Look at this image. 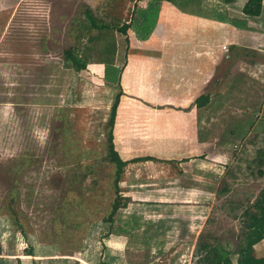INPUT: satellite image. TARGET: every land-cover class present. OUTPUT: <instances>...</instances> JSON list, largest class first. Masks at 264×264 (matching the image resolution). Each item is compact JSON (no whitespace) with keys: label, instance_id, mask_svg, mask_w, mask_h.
Wrapping results in <instances>:
<instances>
[{"label":"rangeland","instance_id":"rangeland-1","mask_svg":"<svg viewBox=\"0 0 264 264\" xmlns=\"http://www.w3.org/2000/svg\"><path fill=\"white\" fill-rule=\"evenodd\" d=\"M231 2L238 31L219 36L226 55L208 85L211 101L186 110H198L197 130L190 127L198 155L125 167L124 199L110 222L117 187L108 121L119 87L101 57L123 63L128 39L109 33L107 52L110 38L99 41L82 23L88 8L105 22H125L133 1L0 0V260L23 264L7 257L32 249L37 259L24 264H200L202 235L226 245L234 264L251 262L259 251L241 262L238 248L243 212L264 189V4L250 17L247 0ZM70 47L88 58L86 71L65 62ZM159 117L151 151L193 148L182 137L188 120Z\"/></svg>","mask_w":264,"mask_h":264},{"label":"crops","instance_id":"crops-1","mask_svg":"<svg viewBox=\"0 0 264 264\" xmlns=\"http://www.w3.org/2000/svg\"><path fill=\"white\" fill-rule=\"evenodd\" d=\"M132 1L131 16L126 22L132 19L134 13L133 25L136 26L132 29V25L125 35L129 41L124 62L116 65L123 67L120 82L124 95L114 127L115 148L124 160L155 158L130 162L127 166L198 155L197 131L195 133V130H190V127L197 130L198 110L196 107L190 112L186 110L197 97L207 93L211 78L215 76L226 55L224 44L221 46L223 51L218 49L221 42L219 36L226 29H236L231 24L232 19L238 17L233 16V2L223 7L211 6L206 0ZM143 12L149 13L150 22L147 27L146 22L141 20ZM210 25L217 30H213ZM204 34L208 36L207 39ZM170 105L178 109H171ZM126 112L129 116L124 119ZM161 114L169 118L174 116L177 120H188L189 124L184 127L182 137L186 142L188 139L193 140V148H188L186 143L179 153L150 150L148 140L153 121L160 118ZM133 125L140 129L139 136H134ZM254 251H259L255 257L264 256V239L255 245ZM33 255L38 257L32 252V255L26 253V258L22 255H9L7 258L12 263L17 259V263L24 264V259H37ZM0 261L4 263L7 259Z\"/></svg>","mask_w":264,"mask_h":264},{"label":"trees","instance_id":"trees-1","mask_svg":"<svg viewBox=\"0 0 264 264\" xmlns=\"http://www.w3.org/2000/svg\"><path fill=\"white\" fill-rule=\"evenodd\" d=\"M225 1L231 2L234 0H225ZM263 4H264V0H247V2L243 7L244 15L250 17L260 16L263 12ZM85 14L88 21H85L86 23L84 24L82 23V28H86V30L89 29L98 30L99 34H101V36L99 37L100 39L99 41L103 39L108 40V38H110L109 33L115 31L127 35L128 30L132 27L134 23V13L132 19L129 22L125 21L122 23H120L121 19L118 18H115L109 22H105L100 18L96 17L90 8L85 10ZM141 18H142L141 20H143L144 23L146 22L145 27H147V23L149 25L150 22L149 13L143 12L141 14ZM81 35L83 36L84 34L81 33L80 36ZM141 37L144 38V36ZM111 42L112 40L109 43H107V47H106L107 50L105 49L107 52H109L108 45L111 44ZM102 51L104 55L107 54L106 51L104 50ZM100 55L102 56V54ZM108 59H112V58H108ZM108 59L105 57L104 58L101 57V62L106 64V70H105L106 78H108L109 80H114V82H116L117 86L119 87V91L117 92L114 102L111 106L110 118L108 121L109 134H108L107 157L108 160L116 166L115 183L117 187L116 189L117 197L114 200L112 210L109 216L106 218V221L113 222L114 215L119 211L120 202L123 201L124 199L122 194L120 193L119 181L121 180V176L124 173L125 167L130 162H137V161H143V160H149L155 158L137 157L131 160H124L115 148L114 127L117 119V113L121 102V98L124 95L120 82V75L123 70V67L121 68L117 67L116 64H112L111 63L112 61ZM64 60L68 65H70L74 70L78 72L87 69L89 63V60L86 56H82L81 54L77 53L75 49L72 47L65 50ZM210 101H211V94L205 93L197 97L193 104H195L200 109L202 107L207 106L210 103ZM262 152H264V150ZM259 157L260 160L264 159V157H261V154ZM165 161H170V160H165ZM260 173L262 174L263 172L260 171ZM226 190L227 188L223 187L219 190V193L222 194L226 193ZM242 216L244 223V231H243L244 235L240 242L238 253L241 256V262H246V255L253 254L255 245L264 239V189H262L258 194V196L255 198V201L252 204V208L244 210ZM202 238L203 237L201 235L195 246V254L199 256L198 262L200 264H234L231 258V253L229 252L228 247H226V245L220 242L214 243ZM27 252H28L27 254L32 255V249L27 250ZM246 264H264V256L255 257L253 254L251 258V262L250 263L246 262Z\"/></svg>","mask_w":264,"mask_h":264}]
</instances>
